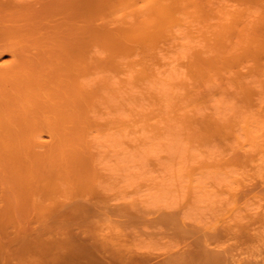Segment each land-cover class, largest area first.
<instances>
[{
	"label": "bare ground",
	"instance_id": "6f19581e",
	"mask_svg": "<svg viewBox=\"0 0 264 264\" xmlns=\"http://www.w3.org/2000/svg\"><path fill=\"white\" fill-rule=\"evenodd\" d=\"M175 27L193 29L198 39L187 66L233 72L227 82L243 100L253 96L243 80L264 69V0H0V150L9 153L23 193L20 220L8 206L0 214L6 237L0 239V264L238 261L221 239L236 225L150 263L128 254L118 238L93 231L88 221L103 209L95 187L81 181L91 172L78 143L92 127L87 114L94 107L93 90H83L84 67L97 61L113 68L156 65L150 58L171 43ZM50 152L61 153L63 162H40ZM71 181L77 187L68 196L52 195ZM254 224L239 226L240 236Z\"/></svg>",
	"mask_w": 264,
	"mask_h": 264
},
{
	"label": "rangeland",
	"instance_id": "374dc122",
	"mask_svg": "<svg viewBox=\"0 0 264 264\" xmlns=\"http://www.w3.org/2000/svg\"><path fill=\"white\" fill-rule=\"evenodd\" d=\"M171 36L150 58L156 65L84 67L83 90H93L94 107L87 114L92 127L78 143L91 172L81 181L95 187L103 209L89 218L90 228L155 263L236 225L222 234V248L235 264H264V69L243 80L253 89L243 100L227 82L233 72L187 66L198 49L193 29L175 27ZM62 159L50 152L40 162ZM73 182L52 195L68 196ZM22 197L9 153L0 150V214L8 206L20 220ZM247 223L254 230L241 237L239 226Z\"/></svg>",
	"mask_w": 264,
	"mask_h": 264
}]
</instances>
